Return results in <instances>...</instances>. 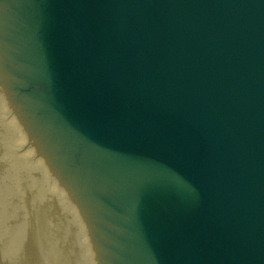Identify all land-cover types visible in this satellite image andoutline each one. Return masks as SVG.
<instances>
[{
    "label": "water",
    "instance_id": "obj_1",
    "mask_svg": "<svg viewBox=\"0 0 264 264\" xmlns=\"http://www.w3.org/2000/svg\"><path fill=\"white\" fill-rule=\"evenodd\" d=\"M0 88L96 264H264V0H0Z\"/></svg>",
    "mask_w": 264,
    "mask_h": 264
},
{
    "label": "rangeland",
    "instance_id": "obj_2",
    "mask_svg": "<svg viewBox=\"0 0 264 264\" xmlns=\"http://www.w3.org/2000/svg\"><path fill=\"white\" fill-rule=\"evenodd\" d=\"M7 149L10 150V153H3L0 152V162L2 163V168H0V179H2L4 181L5 186L10 183L11 179H12V172L11 169L14 170L12 162L17 160L20 161L22 159H26V156H22L21 153L23 150L21 148H19V145L14 143L13 144H9L7 146ZM38 203V200L36 201L35 204ZM20 209V205L18 203L17 200V196L14 193H11V195L9 197L5 199L3 198V196H1L0 194V218H2L4 220V216L6 215V212H14L17 214V212ZM49 221H47V224L49 222L50 226L46 225L45 228H47L48 230H55L56 226L55 225H71V221L70 219L63 213L60 211H56V212H51L49 213ZM7 221V220H5ZM11 221V220H10ZM51 221V222H50ZM54 221V222H53ZM58 223H56V222ZM12 225L16 224L15 220H12ZM4 225H8L7 223H5ZM9 231H12L11 228H8ZM15 235L16 231L13 227V231H12ZM0 242H7L8 244H10L11 242H9V240L7 239V237L4 236L3 231H2V227L0 225ZM20 250V248H19ZM16 255L19 256V254L17 253ZM15 264H27L26 261H22V259L20 261H17V259L15 260ZM33 264V263H31Z\"/></svg>",
    "mask_w": 264,
    "mask_h": 264
},
{
    "label": "bare ground",
    "instance_id": "obj_3",
    "mask_svg": "<svg viewBox=\"0 0 264 264\" xmlns=\"http://www.w3.org/2000/svg\"><path fill=\"white\" fill-rule=\"evenodd\" d=\"M0 110L4 112V108L0 105ZM1 120V118H0ZM1 131V130H0ZM1 146V145H0ZM7 147H3L0 149V152H3V153H7V150L6 149ZM16 167H19L20 165H14ZM19 181V177L15 174L14 176V184H16L17 182ZM20 187L14 185V192L17 193V191L19 190ZM0 194L1 196H3L4 199L7 198V195H6V190H5V184H4V181L2 179H0ZM54 200H57V198L55 197ZM49 221V220H48ZM51 222V221H50ZM54 222V221H53ZM51 224V223H50ZM49 222H48V226H50ZM52 225V224H51ZM54 226V225H52ZM56 226V225H55ZM32 227L29 226V230H31ZM28 230V231H29ZM33 239H35V236L33 237ZM88 253V252H87ZM34 263V262H33Z\"/></svg>",
    "mask_w": 264,
    "mask_h": 264
}]
</instances>
